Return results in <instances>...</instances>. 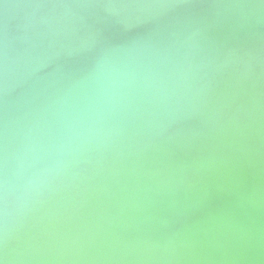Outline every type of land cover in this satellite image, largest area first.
<instances>
[{"label":"bare ground","instance_id":"bare-ground-1","mask_svg":"<svg viewBox=\"0 0 264 264\" xmlns=\"http://www.w3.org/2000/svg\"><path fill=\"white\" fill-rule=\"evenodd\" d=\"M262 23L264 0H0V262L264 264Z\"/></svg>","mask_w":264,"mask_h":264},{"label":"water","instance_id":"water-1","mask_svg":"<svg viewBox=\"0 0 264 264\" xmlns=\"http://www.w3.org/2000/svg\"><path fill=\"white\" fill-rule=\"evenodd\" d=\"M245 26H249V25H245ZM248 28L245 27V28L239 29V30L241 32H249V33H251V32H257V31H259V29L264 30V23H262L261 25H259L258 27H256L255 29H257V30L252 29V31H248ZM84 66H86V65H84ZM81 68L83 69L84 67L82 66ZM75 74L76 73H71L70 75H75ZM78 74L79 73H77V75ZM107 74L110 75V74H113V73L111 71H108ZM95 80H96V77L95 76H92V77H87V78L81 79L80 81H78L77 83H75V86H71V87H74L75 88L74 91H73V95L78 94L82 90V88L85 87V86L87 88L95 89V84H94ZM76 87H79V89H77ZM81 92H83V91H81ZM36 100H39V99H36Z\"/></svg>","mask_w":264,"mask_h":264},{"label":"snow or ice","instance_id":"snow-or-ice-1","mask_svg":"<svg viewBox=\"0 0 264 264\" xmlns=\"http://www.w3.org/2000/svg\"><path fill=\"white\" fill-rule=\"evenodd\" d=\"M0 264H2V262H0Z\"/></svg>","mask_w":264,"mask_h":264}]
</instances>
